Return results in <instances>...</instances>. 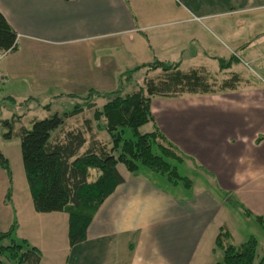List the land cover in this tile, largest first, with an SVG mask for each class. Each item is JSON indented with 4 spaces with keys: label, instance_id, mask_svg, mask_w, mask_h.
I'll return each instance as SVG.
<instances>
[{
    "label": "crops",
    "instance_id": "1",
    "mask_svg": "<svg viewBox=\"0 0 264 264\" xmlns=\"http://www.w3.org/2000/svg\"><path fill=\"white\" fill-rule=\"evenodd\" d=\"M0 12L18 35L13 57L0 62L1 118L10 112L5 122L16 120L15 128L35 111L52 116L64 98L111 93L115 71L154 60L181 63L182 71L186 65V71L203 69L218 81L234 73L242 78L235 92L162 98L157 104L155 97L152 103L157 126L186 157L183 166L209 179L214 194L207 185H163L148 172L131 174L119 165L124 182L97 211L86 241L70 247L68 215L37 214L24 191V168L17 182L5 155L13 197L6 204L9 181L0 168V233L18 220L17 236L41 253L40 264H203L201 255L219 252L214 249L222 228L234 244L228 212L243 214L230 204L233 197L264 218V0H0ZM82 47L94 56L90 90L67 88L58 59ZM233 56L241 63L220 71L216 58ZM71 70L79 79L80 66L72 62ZM202 97L231 102L196 100ZM85 113L75 117L84 118L81 127L89 120L94 141L109 147V137L97 135L98 123ZM88 135L81 153L90 146Z\"/></svg>",
    "mask_w": 264,
    "mask_h": 264
},
{
    "label": "trees",
    "instance_id": "2",
    "mask_svg": "<svg viewBox=\"0 0 264 264\" xmlns=\"http://www.w3.org/2000/svg\"><path fill=\"white\" fill-rule=\"evenodd\" d=\"M18 35L0 12V52H15ZM220 71L230 69L241 61L232 57L229 60L216 58ZM146 70L143 84H134L132 93H108L101 95L95 91L88 93L85 105L77 103L73 110L63 114H53L43 120H34L31 129L21 127V156L26 182L31 194L33 208L37 214L64 213L69 217L68 240L70 247L84 243L88 228L99 208L124 182L117 167L124 166L131 174L141 169L152 175L167 178L174 187L190 189V179L181 177L178 166H183L186 157L161 132L152 112L155 97L178 99L183 96H208L235 92L242 78L231 74L228 79L211 82L214 78L203 69L181 70V63H168L154 60L140 65L121 75L119 89L123 82L132 83L134 74ZM162 71L156 80L148 78L152 72ZM132 78V79H131ZM248 83V82H247ZM73 98H76L72 96ZM70 97V98H72ZM105 97L109 102L102 111L94 113L97 122H103L102 129L110 139L109 147L94 141V128L85 121V127L66 130L69 119L96 108L92 99ZM82 99V98H81ZM30 102L28 100L26 104ZM50 110V106L44 107ZM16 120L3 122L9 130L3 134L11 141ZM153 131L141 133L146 125ZM97 130L98 127L96 128ZM128 130L133 132L130 139L125 138ZM91 134L87 144L86 134ZM18 135V136H19ZM175 165H172V163ZM0 168L7 174L9 189L5 202L9 204L13 197V175L8 160L0 152ZM94 173V174H93ZM96 179L91 181V178ZM230 204L244 217L254 221L264 232V218L253 216L246 208L235 201ZM17 220L6 232L0 233V258H6L12 264H40L41 253L23 239L17 238ZM223 253L221 262L215 264H264V257L257 262L258 241L251 236L245 243L236 246L231 243V234L222 228L215 241V249ZM0 264H5L0 259Z\"/></svg>",
    "mask_w": 264,
    "mask_h": 264
},
{
    "label": "rangeland",
    "instance_id": "3",
    "mask_svg": "<svg viewBox=\"0 0 264 264\" xmlns=\"http://www.w3.org/2000/svg\"><path fill=\"white\" fill-rule=\"evenodd\" d=\"M232 18L237 19V16H232ZM213 38L216 39V37L213 34ZM88 51L90 50V48H86ZM84 49V47L82 48H75V49H70V50H66V52H63L62 54L59 55V61L64 63V69H65V78H66V85L67 88H73L75 86V88L77 87V89L79 90H85V88H89L88 90H90L92 88V84H93V79L94 78V73H93V59L94 56L91 54L89 55V52ZM11 53V52H10ZM8 54L4 60L2 62H4L7 59H11V57H13L11 54ZM14 55V54H13ZM95 55V54H94ZM50 56V55H49ZM26 58V57H25ZM29 60L32 61L33 57H27ZM1 62V63H2ZM77 63L80 66V78L77 79L76 75L74 77H72V70H71V63ZM130 64V63H128ZM132 64V63H131ZM190 67V65H189ZM188 65L184 66L183 70H188ZM252 67L254 68V70L257 72L258 70L256 69V65H252ZM119 71H115V73H113L111 75L112 77V82L110 87L108 90H110V92H114V93H118L120 92V94L125 95L126 93H132L133 89H136V86H134V84L139 83L140 85L143 84V81L145 80V72L146 70H141L139 71L137 74H134L133 79H132V83H125L123 82V89H119L122 85L120 84L121 81V75L122 73H118ZM259 72V71H258ZM93 75V76H92ZM162 75V71H157V72H152L151 74H149L148 78L156 80L157 78H160ZM78 81V82H77ZM98 82V81H96ZM211 82H216L217 86L220 85V82L218 81V79L216 78H212ZM246 84V83H245ZM249 84V83H247ZM65 85V86H66ZM73 86V87H72ZM81 92V91H80ZM101 96V94H100ZM88 94L83 96L82 99L80 98H64L63 100H60L59 102H57V107H55V110L58 111L60 114H63V112H69L71 110H73L74 106L79 103L80 105H85V101L88 99ZM196 99V98H193ZM201 99V100H200ZM40 100H43V98H40ZM92 103L96 108H94V110H87L84 117L85 118H93L94 119V113L95 110L101 112L103 107L109 102V99H106L105 97H96L94 99H92ZM198 100V102H220V103H224V102H231V100L229 98H215V99H211V98H198L196 99ZM2 99L0 100V102L2 103ZM162 100V98L156 97L154 100V103H160ZM1 103H0V134H6L9 130L7 129V127H4L3 121L5 122L6 118H10V112L7 114L6 117L1 118L2 116V110H1ZM55 111V112H56ZM55 112L53 114H55ZM37 116L38 120H43L45 118H47V114L45 112L41 113V111L37 112H32L30 113L23 121L21 124V127H25L26 129H31V124H32V120L34 118V116ZM77 118H72L69 119L67 121V128L68 129H79L81 128L82 125V120L84 119L83 117L77 119ZM95 120V119H94ZM98 123L97 127L98 129H100L103 125V122L101 123L100 121L97 122ZM20 127V128H21ZM20 128L16 127L15 131L13 133V137L11 141H6L4 140L3 136L1 137L0 140V152L5 156H8L11 159V164L13 166L14 169V173H15V179L17 182H20L19 179V168L23 170V162H22V156H21V136L20 134ZM153 131V127L152 124L150 125H146L144 128L141 129V133H150ZM97 135H99L100 133V137L105 138L108 136L102 129L97 130L96 131ZM19 135V136H18ZM91 135V134H90ZM88 135V136H90ZM1 136V135H0ZM133 136V132L131 130H128L126 133L125 138L130 139ZM172 165H175V163L173 162ZM178 170H179V174L181 177H185L190 179L193 182V185H196V189L202 186V185H207L209 179H207L205 176L202 177L200 176L198 173H195L193 170L190 169V167L188 166H178ZM139 172H143V173H147V170L141 169ZM150 173V172H148ZM151 174V173H150ZM154 177H156L157 180H159L160 182L162 181L163 185H165L168 180L165 177L159 176V175H153ZM94 179V178H93ZM212 186V182L210 181ZM24 184L26 186V189H24V191H27L28 195L30 194L29 192V188L26 182V178L24 177ZM207 185V192L209 194H214L215 192L213 191L212 187ZM183 188H180L178 190H176L175 188H171L172 191L174 192H179V191H184L181 190ZM192 192V191H191ZM26 192L23 193V195ZM185 193H187L185 191ZM29 199L31 200V196H28ZM233 199L236 201L235 197H233ZM32 208H33V203H32ZM231 209V208H229ZM234 209H231L232 212H228V218H233V221H230V224L233 223L234 226H232V232L234 234L235 237V241L234 244L236 246H239L243 243H245L251 236L255 237L258 241V250H257V262L259 260H261L264 257V232L262 231V229L259 228V226L250 219V221L248 222V220H246L239 212L237 211H233ZM17 227H18V220H17ZM17 236V234H16ZM18 238V236H17ZM21 239V238H19ZM24 240V239H23ZM27 241V240H26ZM29 242V241H28ZM30 243V242H29ZM32 246V245H31ZM218 251V250H217ZM204 257L203 260V264H215L218 262H221L223 259V253L222 252H218L215 253L214 255L211 256H207L205 257L204 255H201V258ZM5 264H12L10 261H8L6 258H0Z\"/></svg>",
    "mask_w": 264,
    "mask_h": 264
},
{
    "label": "built area",
    "instance_id": "4",
    "mask_svg": "<svg viewBox=\"0 0 264 264\" xmlns=\"http://www.w3.org/2000/svg\"><path fill=\"white\" fill-rule=\"evenodd\" d=\"M10 52H0V62L9 54Z\"/></svg>",
    "mask_w": 264,
    "mask_h": 264
}]
</instances>
